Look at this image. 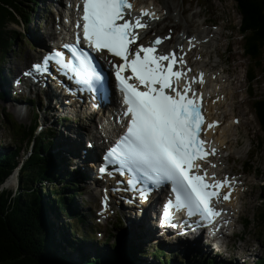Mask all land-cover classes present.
I'll return each instance as SVG.
<instances>
[{
    "label": "rangeland",
    "instance_id": "1",
    "mask_svg": "<svg viewBox=\"0 0 264 264\" xmlns=\"http://www.w3.org/2000/svg\"><path fill=\"white\" fill-rule=\"evenodd\" d=\"M141 1L152 3V0ZM154 1L159 9H163V5L167 4H170L172 6L170 14H167L169 17H171L170 22L172 25H177V27L179 28L191 26L189 32H201V36L203 37H212L210 43H208L209 48L203 50L205 59H208L211 56L212 64L217 66L218 70L226 71L224 77L226 78V81L222 82V86L226 87L223 90V97L227 95V97H230V100L227 103V108L231 109L232 111L228 117V121H231V118L234 115L241 119V125H239V128L230 132L231 139H233L231 141V143H233V146L229 150H226L227 154L225 153L224 156H230L231 161L225 163L224 165L228 169L233 170L234 173L239 175V177L244 182L243 187H241L239 190V192L241 193L236 198V205L233 208L236 212L234 216L235 221L232 223L235 231V236L229 239V245H227L226 243L219 249H217V247L208 248L205 244H203V242L198 240L192 241V243L189 245H171L169 244L170 241H168L166 238L175 237L176 235L170 236V233H167L166 236L160 238L159 242L165 244L164 247L169 252L170 258L173 259L174 262H177L175 264H199V262L204 264L205 260L201 257L196 256L197 253H200L199 250L205 251V253H203L204 255H207L211 259L222 264H245L248 258L250 261L249 264H251L255 253H258V251L260 250L263 252L262 254H264V242L262 240L264 231L262 230V227L257 228L258 223L255 221L256 208L260 204L259 200H257L260 195V186H262L260 180H263L262 174L264 173V129L261 127L256 114L254 115V102L257 100V97L260 98L264 96V86L262 84L261 77L257 78V80H248L247 73L249 74L248 68L250 66V61L248 56L245 54V39L244 37H241L239 31L241 19L238 15L236 5L233 0ZM199 1H209L211 4H208V6L205 5L206 7H199ZM21 10L23 19H26L28 15H32L34 18L32 22L30 21L27 27L30 39H23V42L19 46H16L17 50L11 51V53H9L5 57V59L0 60V69H9L11 67L13 68L15 73L20 69H23H18L19 67L16 66L19 65V62H30L34 57H36L37 49L32 48V41L35 44L40 45L41 34L43 31L47 35L49 34L48 30L52 27L51 22L53 21L52 12L55 13L52 0H44V2L42 3H40V0H35L33 1V3L25 2ZM15 14H13V16H15ZM205 22L209 24L211 22L213 24L209 28H207L208 26L205 25ZM203 23L205 24L203 25ZM5 28L8 31L19 30V28L26 29V23L22 25L9 24ZM36 36L38 40L35 39ZM0 48L3 49L1 46ZM197 51L199 52L201 51V49ZM28 55L32 57L27 59ZM12 92L15 93L14 91ZM252 95H254L255 97ZM13 96L21 99V107L24 105L26 106V108L21 109H24L25 112L28 113V116L20 120L18 118L19 114L16 115L14 111L16 105L14 106L11 102H2L3 104H5V107L3 104H1V106L3 107H0V149L3 146V148L11 150L13 148V145H15L16 140L18 139V136L16 135V126L18 125L13 124V117L19 120L21 123L26 122L31 115V110L34 108L33 106L39 104V109L41 108L42 110H44L46 108L45 100L48 101V98H50L47 96V93H40L34 96L32 94H13ZM51 107V104L47 106V108L50 109L48 110V112L53 113L52 117L49 115L45 116L41 113V123H48L49 127L54 125L60 127V136L55 137L54 142H47L46 139H44V142H47L48 147L53 146V148L50 149V152L52 151L53 154L57 156L58 160H64V165L62 166L68 168L72 172V175L74 177L78 176L76 178H81L83 175L87 174H89L91 178L94 177L93 171H95V169L89 164H85V167L83 168L80 166L75 167L74 165V167L78 169L77 173H75L71 169L73 159L75 164L83 163L80 158L82 157V155H86L84 154L83 150L86 148V144L89 141V138L87 139V135L88 133L92 132V127H94V125L89 124V122L85 120V116L80 115H67L72 120H67V123L65 122V124H61L60 120L65 117L63 115L59 116L60 113H55L54 115L55 110L51 109ZM8 111L12 113V117H9V119L7 120L6 115ZM63 127H65V129L66 127H69L72 134L68 135ZM61 129H64V136L66 139L64 138V136H62L63 132ZM27 135L30 139L31 134H26V136ZM44 135L45 134H41V142H43ZM78 136H80L81 140L83 141L82 144H78L77 139L75 138ZM29 139L27 140V138H25L24 142H29ZM20 140H22V138ZM64 143L70 144L66 146ZM257 143L259 144V147H255ZM27 146L24 148V152H20V156L24 159L29 157L31 152L30 146ZM252 147L255 148L253 156H246V152L249 151ZM75 155L76 157H74ZM19 170L21 169L19 168L18 172ZM244 172L246 173V175L244 174ZM17 176H19V173H17ZM61 181V178H58L56 181L57 190H60L63 186ZM71 181L74 182L72 177ZM67 182V185L69 186L70 180H68ZM4 187L5 189L11 190L15 193L17 189V180L11 178L4 185ZM80 188V191L77 190V192H79L78 196H76V201L77 206H82L81 208L83 210L84 207L81 203L82 198L79 195H81L82 192L87 191L86 184H81ZM74 191L75 190L73 189L71 191H65V193H72ZM91 198L97 199V196H95L94 193L91 192ZM83 200L84 202H87L85 198H83ZM114 209L117 210V207L115 206ZM130 212L131 211L125 212L126 223L123 224L124 226H122V229H120L119 231L122 236L119 235L116 241L114 240V237H109V242L107 244L109 250H107L106 252L110 253L115 250L116 247H113L114 243L117 246H121L124 243L123 246L118 250L119 253L124 255L127 251L125 248L131 247V242H133L139 246V249H137L138 257L141 258L139 259L140 261H138L139 264L147 263L148 261L143 260L142 256H145L143 254L147 253L154 246H157V243L159 242H156V237L152 239L153 242H151V240L149 241V243L146 241L145 237L147 234L145 235V232L142 230V226L146 218H140L138 217L139 214L138 216H136L135 213L131 214ZM83 214H85V212ZM58 217H51V222L55 224L53 228L56 232L55 235L57 241H61V239H59V236L57 235V229H62L63 235L74 236V239L80 241L76 235H72L73 231L69 226L71 225L75 227L74 221L67 216L58 215ZM121 217L122 216L119 215V219ZM154 220L155 217H152V221ZM249 220H251V224H253L256 229L253 226L249 229L245 228L244 224H247ZM114 221H116L115 218ZM136 227H138V229H136ZM127 230L129 235L133 234V237L131 239L127 237ZM107 233L111 234L110 226H108ZM80 234V236L83 237L84 231L81 230ZM259 235H261V241L260 238H258ZM125 239L127 241H125ZM182 240L184 241V239ZM95 242H100V240L96 239ZM77 245L82 246L83 242L80 241L78 242V244H76V246ZM63 248H66V253L71 260H75L74 262L80 261L81 257L79 258L76 251L73 252V250L69 249L66 246L65 242L63 243V247L60 248V252H63ZM86 252L90 256V258L94 257L96 254V252L91 249H87ZM196 257L198 259H196Z\"/></svg>",
    "mask_w": 264,
    "mask_h": 264
},
{
    "label": "snow or ice",
    "instance_id": "2",
    "mask_svg": "<svg viewBox=\"0 0 264 264\" xmlns=\"http://www.w3.org/2000/svg\"><path fill=\"white\" fill-rule=\"evenodd\" d=\"M134 9L131 0H83V40L96 52L118 57L122 62L115 64V79L123 92V103L127 105L124 116L129 117L125 134L110 150L106 160L118 163L133 174L129 184L135 187L136 175L141 180L160 184L170 182L174 200L169 199L164 218L171 220V209L187 210L189 217L199 216L211 224L222 215L215 202L230 200L231 192L222 193L224 187L231 188V181L208 179V172L199 161L211 164L208 158L216 154L215 148L207 147L202 138L206 125L208 129L218 122H208L203 114V94L197 93L192 85L203 84V73L187 79L181 87L182 78L192 71L187 67L183 49L160 53L159 46L171 36L157 37L147 46L137 43L138 29L150 27L144 17L156 19L155 13L141 10L139 16L126 17ZM81 37L77 34L76 44H65L79 64L78 75L89 83L103 77L96 72L92 57L79 48ZM189 40L192 47L193 41ZM135 45V47H133ZM191 50V49H189ZM55 59L62 68H72L65 62L64 53L56 52L45 58ZM37 71L47 67L34 66ZM127 73V74H126ZM191 93V95H189ZM101 172L107 171L102 167ZM146 198V197H145ZM107 206V197H105Z\"/></svg>",
    "mask_w": 264,
    "mask_h": 264
},
{
    "label": "trees",
    "instance_id": "3",
    "mask_svg": "<svg viewBox=\"0 0 264 264\" xmlns=\"http://www.w3.org/2000/svg\"><path fill=\"white\" fill-rule=\"evenodd\" d=\"M19 1L23 2L24 0H0V39L5 40L2 45L4 54H7L10 48L15 49L17 42L21 44L20 34L17 36L10 33L6 38L3 36L4 31L2 30L4 23L2 21L14 22L10 20L12 12L9 9L16 7L15 5ZM233 2L236 4L237 11L244 15L239 31L240 34L242 32L245 35L244 49L250 61L249 79L250 81L257 80L258 73L264 75V63L261 58V48L264 46V0H233ZM259 16L262 20L256 24L255 28L251 29V25H255L256 18ZM259 28L261 30L258 32ZM251 30L257 31L258 34L253 35ZM23 38H27V36H23ZM258 41H260V46ZM258 68H260V72H258ZM254 104L255 114L264 129V100L257 97ZM55 135L56 133L51 132V134L44 135L43 142L40 139L37 141L33 153L27 157L24 166H21L15 193L5 189L3 185L21 165L19 161L22 160L20 156L22 146L17 147L16 150H11L9 153L0 152V264H139L138 261L141 258L138 257V252L133 247L125 248L127 251L124 255L118 252L119 248H115L110 253L106 250H100L96 252L94 256L96 258H90L88 253V256L83 254L79 256L81 258L77 262L69 258L66 248L60 252L65 237H62L64 242L61 237H59L61 241H57L56 232L53 228L55 224L50 220L55 208V199L46 198V195L51 193L54 196L60 197V195L54 190H47L45 184L47 181L54 182L58 163H60L57 156L50 152L53 146L48 147L47 144V142H54ZM44 139L47 142H44ZM68 189L69 187L66 185L65 190ZM260 201L262 202L256 208L255 221L258 223L257 228L262 227L264 231V186L260 190ZM251 223L248 221L245 226L248 228ZM60 231V235L63 236L62 229ZM258 238L261 241V235ZM262 240L264 242V235ZM69 246V249L73 250V246L70 244ZM262 253L253 258L258 259L255 264H264V254ZM10 257H13L14 260ZM151 259L143 258L144 261L148 262L142 263H177L161 250L151 253ZM199 264L202 263L199 262ZM204 264H215V262L208 260Z\"/></svg>",
    "mask_w": 264,
    "mask_h": 264
},
{
    "label": "bare ground",
    "instance_id": "4",
    "mask_svg": "<svg viewBox=\"0 0 264 264\" xmlns=\"http://www.w3.org/2000/svg\"><path fill=\"white\" fill-rule=\"evenodd\" d=\"M53 1V3H54V1L55 0H52ZM78 1V0H77ZM132 2H134V0H131ZM141 1V0H140ZM55 4V3H54ZM152 4H156L155 3V1L154 0H152ZM198 4H199V7H206L205 5L207 4H211L209 1H205V2H201V1H199L198 2ZM171 8H172V6L169 4H167V5H163V9L161 10V12H163V10L164 11H166V14H168V13H170V11H171ZM136 9H137V7L136 6H134V9L132 10L133 12H135L136 11ZM57 11H58V17H57V21H56V23H57V25H59L56 29H57V32H60V31H62L63 30V26H62V23H63V12H61L60 11V9H57ZM225 16V15H224ZM55 31L56 30H52L51 28L49 29V32L51 33V35L50 36H48L47 34H45V33H42L41 34V45L42 46H46V45H48V43H49V40L50 39H52L53 37H54V35H55ZM145 34L143 33V36H144ZM157 36V35H156ZM156 36L155 37H152L151 36V34H148V35H145V39H147V40H149V39H156ZM203 38H205V37H203ZM198 44H200L201 46H203V50L204 49H207V48H209V45L207 44L206 45V42H204L201 38H199V41H198ZM198 44H197V46H196V49L198 48ZM211 48V47H210ZM200 49V48H199ZM199 59H200V57L202 56V53H200L199 55ZM28 57H30V55H28ZM17 66V65H16ZM18 67V66H17ZM200 67H203V68H205L206 69V80H207V77H208V73L209 72H212L211 74H216V77H215V79L213 78V83L215 84L214 86H219V84L222 82V79H220V74H222L221 72H222V70H219V71H221V72H218V70L216 69V66H212V67H208L207 65H202V66H200ZM19 69V68H18ZM51 78V77H50ZM209 79H210V77H209ZM48 81H49V83L50 82H55V77H53L52 79H47ZM51 80V81H50ZM204 85H206L205 83H204ZM226 87L225 86H223V87H221L220 89H225ZM51 89H54V92L52 93L51 92ZM17 90L18 91H23V89L22 88H17ZM32 90H34V91H36V89H33L32 88ZM41 91L42 92H47V96L48 97H50V98H53V99H57L56 101H57V104H58V106H59V110H60V112L61 113H65V114H67V115H72V114H74V115H77V114H79L80 112H82V111H85V110H91V107L89 106V103L87 102L89 99H90V97H88L85 93H82V94H79L78 95V101H80V102H82L80 105H77L76 103H77V101H74L73 103H71L70 101H72L73 100V97H68L66 94L64 95L62 92L64 91V89H61V88H58V87H55V86H53V85H51V84H48L47 85V87L46 88H44L43 90H42V87H41ZM216 91V90H215ZM18 95L19 94H22L21 92H18L17 93ZM221 95V94H220ZM219 96V95H218ZM228 96V95H227ZM226 96V97H227ZM218 97L216 96V97H213L212 99H211V101L212 100H214V99H217ZM230 100V97H227L226 98V100H225V102H224V100H223V97L221 96L218 100H217V102H211L210 100H208L207 101V106L208 107H206V110L207 111H209L213 116H216L217 117V119H212L211 120V122H220V126H222V125H225L226 124V127H223L222 129L220 128V126H219V128H216V134H213V135H209V138H211V139H213V141H214V145H215V147H217V149H218V153H217V156L210 162V163H217L218 162V158H219V156L220 155H222L223 153H224V151L226 152V150H228L227 149V147L230 149V148H232V146H233V143H231V141L233 140V139H231V135L229 134V130H232V129H235V125L233 124V120L236 118V117H233L232 119H231V121H227V118L229 117V114H230V112H231V110L230 109H226V110H224V106L226 107L227 106V103H228V101ZM97 105H100L101 106V104H99V103H95V105H92L94 108L97 106ZM0 107H3V106H1V104H0ZM22 108H26V106L24 105V106H22ZM70 109V110H69ZM112 109V108H111ZM214 111H216L215 112V114H213L212 112H214ZM87 113V112H86ZM86 113H84V116H87V114ZM19 114V115H18ZM24 114V115H23ZM17 115H18V118H20V119H23L24 117H27L28 116V113H26L25 112V110L24 109H21L20 111H17ZM83 118V117H82ZM122 118V117H121ZM60 125V124H59ZM48 128V129H47ZM41 129H42V131H44L45 129H47V131H50L51 130V126L49 127V125H48V123H46V124H44L42 127H41ZM70 130V129H69ZM68 133V132H67ZM221 134L223 135V137H221ZM68 135H69V133H68ZM65 138V137H64ZM76 139H77V142H78V144H82L83 143V141L81 140V138H80V136H78V137H75ZM66 139V138H65ZM89 140H91V139H89ZM65 142H67V141H65ZM219 144H218V143ZM66 146L68 145V144H70V143H64ZM97 145H98V147H100V144L97 142ZM73 147V146H72ZM86 149V148H85ZM96 151H97V149H95ZM94 150V151H95ZM93 153L91 152V155H92ZM96 155H97V153H96ZM246 156H253V153L252 152H250V151H247L246 152ZM74 157H76V155L74 156ZM81 160L83 159V158H80ZM84 160L85 161H89V158L88 157H85L84 158ZM83 161V160H82ZM85 163V162H84ZM84 163H77V165H79V166H81V165H84ZM105 163V161L103 160V161H101V164H104ZM56 164V163H55ZM94 164H95V161H93V165L92 166H94ZM97 166H99V164L97 165ZM96 169H99V167H97ZM100 172V171H99ZM216 172L219 174V175H222L223 173L222 172H220L219 170H217L216 169ZM100 173H98V175H99ZM94 184H96V185H98L99 187L98 188H100V187H106V185L105 184H107V186H109V185H111L110 183H102V181H101V179H99V181H98V179H94ZM97 188V189H98ZM109 188V187H108ZM100 190V189H99ZM121 194V193H120ZM159 192L157 193V195H156V197H154V195H152V198L153 199H159ZM121 196H122V199H124L125 197H123V195L121 194ZM111 197H112V194H111ZM147 200H148V198H147ZM160 200H162V197H161V199ZM114 200H112V202H113ZM124 201H125V199H124ZM147 202V201H146ZM236 202L237 201H235V202H233L232 201V203L230 204V205H232L233 207H235V205H236ZM151 204H153V202L151 203ZM133 207H136V206H134L133 205ZM144 209H145V212L143 211V212H141V214H139V215H141V216H143L144 218H146L145 220H144V223H143V227H142V230H144V229H147L148 230V233L150 234V235H152L153 234V232H154V227L153 226H155L156 224L158 225L159 224V221H160V219L158 218V220L157 221H152V217L154 216V217H156L157 215H154V205H148V204H145L144 205V207H143ZM136 212H137V210H136ZM229 222V221H228ZM149 225V226H148ZM153 225V226H152ZM127 232V237L129 238V239H131L133 236V234L132 235H129L128 234V230L126 231ZM130 232H132V231H130ZM129 232V233H130ZM122 236V235H121ZM153 236V235H152ZM186 237H181V238H177V237H173V240L171 241V242H169V244H171V245H175V244H180V245H189V244H191L192 243V241H194V240H198V241H203V242H205V240H204V238L203 237H201V236H199V235H197V236H194V237H191L190 238V241H189V239H188V235H185ZM191 236V235H190ZM154 237V236H153ZM182 239H184V241L182 240ZM147 241H150V240H148V239H146ZM125 241H127L126 239H125ZM129 242V241H128ZM198 246V245H197ZM198 248V247H197ZM208 248H210V247H208ZM203 253H205V252H201V254L200 255H202ZM204 255V254H203ZM257 261H258V259H253V261H251V264H255V263H257ZM249 260H247L246 262H245V264H249Z\"/></svg>",
    "mask_w": 264,
    "mask_h": 264
},
{
    "label": "water",
    "instance_id": "5",
    "mask_svg": "<svg viewBox=\"0 0 264 264\" xmlns=\"http://www.w3.org/2000/svg\"><path fill=\"white\" fill-rule=\"evenodd\" d=\"M236 5V4H235ZM238 12V11H237ZM238 15H239V17H240V19H241V24H240V27H241V25H242V18H244V15L243 14H240L239 12H238ZM261 15H262V13H261ZM262 20V18L259 16V17H257L256 18V21H255V25H251V29H253V28H255V26H257L256 24L258 23V22H260ZM261 29L259 28L257 31L259 32ZM252 31V33H253V35L254 34H258V32L257 31H254V30H251ZM241 37H244V39H245V35H244V33H242L241 32ZM257 38H258V35H257ZM259 42V46H260V41H258ZM261 58H262V62L264 63V46L261 48ZM263 70H264V64H263ZM261 70H260V68H258V72H260ZM259 77H261L262 78V84H263V86H264V75L263 74H261V73H258V78ZM260 99H263L264 100V96L263 97H260ZM12 260H14V258L13 257H10Z\"/></svg>",
    "mask_w": 264,
    "mask_h": 264
},
{
    "label": "clouds",
    "instance_id": "6",
    "mask_svg": "<svg viewBox=\"0 0 264 264\" xmlns=\"http://www.w3.org/2000/svg\"><path fill=\"white\" fill-rule=\"evenodd\" d=\"M256 254V253H255ZM255 256V255H254ZM256 257V256H255Z\"/></svg>",
    "mask_w": 264,
    "mask_h": 264
}]
</instances>
